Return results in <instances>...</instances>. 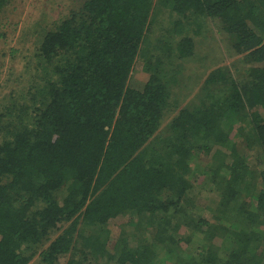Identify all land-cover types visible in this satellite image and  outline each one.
I'll use <instances>...</instances> for the list:
<instances>
[{"label": "trees", "instance_id": "1", "mask_svg": "<svg viewBox=\"0 0 264 264\" xmlns=\"http://www.w3.org/2000/svg\"><path fill=\"white\" fill-rule=\"evenodd\" d=\"M14 2L0 264H264V0H80L21 23Z\"/></svg>", "mask_w": 264, "mask_h": 264}, {"label": "rangeland", "instance_id": "2", "mask_svg": "<svg viewBox=\"0 0 264 264\" xmlns=\"http://www.w3.org/2000/svg\"><path fill=\"white\" fill-rule=\"evenodd\" d=\"M22 1H24V5L23 6H21V0H15V2H14L15 11H14L13 17L16 20V22H18V23H21L24 20L27 21V22H28V20L29 21H34L36 19V15H37L36 14L35 5H37L36 7L39 6L38 9H41V7H43V4H44V6L47 7L46 9H44V12L47 15H50V14L53 13L52 20L53 19L59 20L60 18H62L61 15L66 14L65 13L66 12V8L69 7L68 8V10H69L72 7H75L77 5V2L80 1V0H41L40 3H37L35 0H22ZM70 4H72L73 6H70ZM20 6L22 7V10L24 11L22 13H19L21 11ZM18 27H19V24L17 26V30H18ZM202 30L204 31V27H203ZM17 33H18V31H17ZM201 35L204 36L205 34L203 33ZM201 35L199 36V40L204 39L203 37L200 38ZM206 38H209L208 34H207ZM16 39L17 38L13 34V36H11V39H9L5 43L6 44L5 48L3 50H1V51L7 52L9 50L10 46H15L14 43H15ZM197 39L198 38H196V37L194 38L195 45H196L195 48H196V51H197L196 54H200V55L204 56V54H203L204 51L202 52V49H205V48H201V47L203 46V43L205 41L202 43V46H201V42L198 41ZM199 43H200V46H199ZM205 44L207 45V41L205 42ZM206 50H207V52H209L210 49L207 48ZM213 52H216V55H217L216 57H213V55H214ZM206 58H207V56L205 57V59ZM210 58L211 59H216L215 61L217 62V64H218V62L223 61V60L225 62H228L229 59H230V58H227V55H223V50L220 47L219 48H216V47L214 48L213 47V49H212V51L210 53ZM8 60H9V58L6 57L5 60L2 61V63L3 62H7ZM207 61H208V58H207ZM142 63H143L142 59H139V62L135 66V68H134V70L132 72V75H131V79H130V81L128 83L129 86H132L133 88L138 87V86H136V84L138 82H140V79L142 77H144V79L147 77L145 72H143V64ZM185 64H186V62L183 65H181V66H184ZM210 64H211V66H209V68H211V69H213L217 65L213 61ZM3 66H4V64H3ZM12 67H13V65L9 69H11ZM187 71H188V69L184 70L183 71L184 74L188 73ZM172 116H173V114H171L169 112V114L166 116L165 119L168 121L170 118L172 119ZM239 150H243V148L242 149L239 148ZM203 160L205 161V159H203ZM111 230L115 231V232L120 230V228H118V222L114 225V228L111 225Z\"/></svg>", "mask_w": 264, "mask_h": 264}]
</instances>
